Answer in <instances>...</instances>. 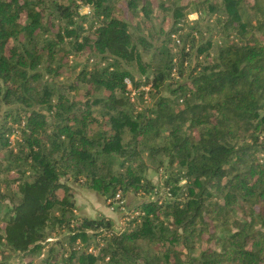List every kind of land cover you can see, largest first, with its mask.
Instances as JSON below:
<instances>
[{
  "label": "trees",
  "instance_id": "obj_1",
  "mask_svg": "<svg viewBox=\"0 0 264 264\" xmlns=\"http://www.w3.org/2000/svg\"><path fill=\"white\" fill-rule=\"evenodd\" d=\"M82 1L98 25L88 35L73 2L0 0V151L14 175L0 188V264H264V0ZM162 12L168 34L196 13L224 40L182 83L171 74L187 45L175 64L131 32ZM65 40L84 62L59 84ZM139 51L151 79L133 88L150 86L155 100L133 114L123 65ZM9 119L23 124L16 153ZM147 161L171 199L144 198L156 190ZM71 185L105 200L133 194L137 216L120 233L109 218L78 217Z\"/></svg>",
  "mask_w": 264,
  "mask_h": 264
},
{
  "label": "rangeland",
  "instance_id": "obj_2",
  "mask_svg": "<svg viewBox=\"0 0 264 264\" xmlns=\"http://www.w3.org/2000/svg\"><path fill=\"white\" fill-rule=\"evenodd\" d=\"M60 3L64 5H68L70 3H74L77 8V12L80 15V17H85V20L83 21V29L84 34L88 35L91 34L92 31L98 26L96 21H92L91 19V9L90 6L83 3L82 0H58ZM156 1V0H155ZM185 0L184 3H186ZM155 4H157L155 2ZM119 11L116 12V14L120 18H124L125 16L122 14L120 8ZM172 21L170 20V15L166 13L159 14L157 19H152L150 23L147 25L143 24L142 21L138 19H133L132 25L134 26V29L131 30L133 33V37L135 35H139L141 37H145L154 47L166 50L167 48L171 49V51L174 53V56H176V63L179 64L182 60L181 58V51L180 48L182 46V43H185V45L190 47L189 54L185 57V59L188 60L189 65L187 67H182L181 75L176 77L172 76L174 79V82L182 83L186 81V78L188 77L191 66L193 63H199V64H206L208 59L214 58L215 50L216 48L223 44V38L220 36L218 27H217V20L212 16L210 21H207V19H203L199 14L196 13H189V15L186 16V20L184 24L178 25L179 30L175 33L168 34V31L171 28ZM195 26V30L191 31L190 27ZM160 28L163 29L164 33H160ZM172 35L175 36V38L172 37ZM176 39L181 41V44L178 45L176 43ZM169 41V42H167ZM209 41V42H208ZM64 52L65 53H71L69 57L66 59H62V68L60 77L57 78L55 81L59 84H66L69 83L75 75L78 73L79 69L82 67V62H84L83 55L82 54H73L71 52V46L68 44V40H65ZM150 53V52H149ZM75 55V56H73ZM139 58L135 60L132 63L124 64L123 68L129 71L132 76L133 80H130L132 83V86L135 87V83L137 81H143L146 77H150V55L151 54H145L139 51L138 53ZM62 56V55H61ZM60 56V57H61ZM184 59V60H185ZM198 64V65H199ZM58 65V57L56 59L55 64L53 67H56ZM142 65L145 66L144 69H142ZM89 66H92V62H90ZM77 67L75 70L74 68ZM177 70V67H176ZM44 80L48 83L51 82V78L48 76H45ZM176 85V83H173ZM149 86H144L143 84L140 85V87H137V89L133 92L128 93V96L131 100V106L133 110V114L142 113L145 112L147 109H151L154 103L153 97L151 96V92H149L148 88ZM148 88V90H146ZM135 89V88H134ZM164 95L165 92H163ZM100 94H97L95 97H100ZM3 108L0 112L1 118L3 117ZM7 129L9 130L7 133V142L8 147L7 150H11L13 153H16L19 149L18 143L21 141V135H20V128L23 127V124L19 125H11L12 119L7 120ZM7 154L6 150L0 151V188L5 193V187L4 182L5 180H10L14 178V175L12 172H5V168L8 164L7 162ZM149 166V170L146 172V177L156 185L157 192H153L149 194L147 199H156V193L159 195L162 199L168 200L171 199V197L166 195V192L163 188L162 181L164 179L163 177V168H160L156 170L153 165L147 161ZM74 193V201L81 204L82 208L87 209L84 210V214H80L76 211V215L78 217H87L90 219L99 218V217H106L104 215H112V218H109L113 221L114 228L117 231H120L121 229L127 225L128 222L133 220L137 213H131L130 210L136 205V203L140 200V198H135L133 194H128L125 196L123 200L124 205L126 204L128 208L120 209L118 208L115 211H111L109 209V206L106 204V201L103 197H100L97 193L82 188L79 185H71ZM108 208V209H107ZM89 210V211H88ZM104 211V213H103ZM110 212H113L111 214ZM110 213V214H109ZM3 213H1L2 215ZM67 235L65 231L61 235L51 234V239H49L48 243L54 242L58 240L60 237ZM79 247V252L84 249L83 245L79 242L76 243ZM87 253L92 252L93 254H97V250L93 249L91 246L86 250ZM44 250L42 251V255L40 258H43L44 256Z\"/></svg>",
  "mask_w": 264,
  "mask_h": 264
},
{
  "label": "built area",
  "instance_id": "obj_3",
  "mask_svg": "<svg viewBox=\"0 0 264 264\" xmlns=\"http://www.w3.org/2000/svg\"><path fill=\"white\" fill-rule=\"evenodd\" d=\"M173 38H175L174 35H172ZM176 43L178 45L181 44V41L176 39ZM184 52L185 53H189L190 52V47L189 46H186L185 49H184ZM184 67H187L189 65V62L187 59L184 60ZM172 76H176L178 77V74H177V71H176V68L174 67L173 70H172ZM124 83L126 85V90H127V94L130 93V92H133L136 90L133 88L131 82L129 79H124ZM150 89V86L148 87ZM148 88H146V90H148ZM167 196L170 197V193H166ZM106 201V204L109 206V209L111 211H115L117 210L118 208L120 209H123V205H124V202L123 200L121 199V196L119 193H117L113 198L109 199V200H105ZM117 231V230H116ZM122 231V229L120 231H117L118 233H120Z\"/></svg>",
  "mask_w": 264,
  "mask_h": 264
},
{
  "label": "crops",
  "instance_id": "obj_4",
  "mask_svg": "<svg viewBox=\"0 0 264 264\" xmlns=\"http://www.w3.org/2000/svg\"><path fill=\"white\" fill-rule=\"evenodd\" d=\"M75 205H76V208H77V212L78 213H80V214H84L85 213V211L84 210H87V209H84V208H82V206H81V204L80 203H78L77 201H76V203H75ZM108 209V208H107ZM89 211V210H88ZM103 213H104V211H103ZM111 214H113V212H110ZM109 213V214H110ZM104 216H106V218L107 217H109V218H112L111 216L112 215H104ZM92 218H95V217H92ZM111 220V219H110Z\"/></svg>",
  "mask_w": 264,
  "mask_h": 264
}]
</instances>
